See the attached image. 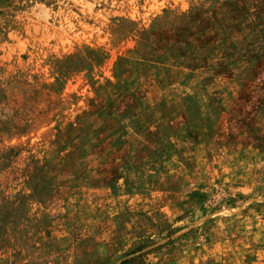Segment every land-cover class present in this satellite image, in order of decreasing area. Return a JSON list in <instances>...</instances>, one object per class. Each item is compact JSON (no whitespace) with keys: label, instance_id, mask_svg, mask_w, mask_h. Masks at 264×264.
<instances>
[{"label":"rangeland","instance_id":"rangeland-1","mask_svg":"<svg viewBox=\"0 0 264 264\" xmlns=\"http://www.w3.org/2000/svg\"><path fill=\"white\" fill-rule=\"evenodd\" d=\"M0 264H264V0H0Z\"/></svg>","mask_w":264,"mask_h":264}]
</instances>
